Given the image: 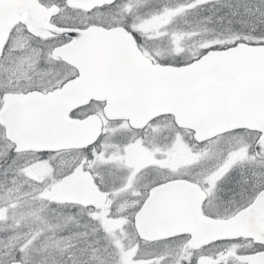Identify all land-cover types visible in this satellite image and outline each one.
<instances>
[{
	"label": "snow or ice",
	"instance_id": "snow-or-ice-1",
	"mask_svg": "<svg viewBox=\"0 0 264 264\" xmlns=\"http://www.w3.org/2000/svg\"><path fill=\"white\" fill-rule=\"evenodd\" d=\"M0 264H264V0H0Z\"/></svg>",
	"mask_w": 264,
	"mask_h": 264
}]
</instances>
